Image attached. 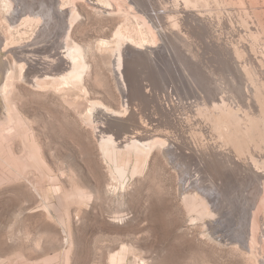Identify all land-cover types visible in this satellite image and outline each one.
I'll use <instances>...</instances> for the list:
<instances>
[{"label": "rangeland", "instance_id": "rangeland-1", "mask_svg": "<svg viewBox=\"0 0 264 264\" xmlns=\"http://www.w3.org/2000/svg\"><path fill=\"white\" fill-rule=\"evenodd\" d=\"M135 1L115 0L114 6L107 9L94 0H64L63 12L57 14L60 29L47 32L35 20L11 28L9 8L0 2V264H261L264 260V251H252L248 241L246 244L226 238L228 228L222 221L230 202L214 214V201L204 202L202 193L193 200L186 197L188 193L194 196L197 184L187 182L186 173L173 163L163 145L153 149L141 173L132 177L130 168L126 180L117 176L114 162L106 155L90 114L95 102L126 112L125 79L116 69L120 31L135 41L145 37L149 46L157 44L159 61L164 63L167 74L172 73L171 81L186 97L181 100L165 96V104L170 107L171 101L170 109L178 106L176 111L191 123L202 148L213 145L211 153L216 159L208 165L219 168V172L222 166L231 171L243 161L241 156L249 157L254 152L261 156L263 165L254 154L264 169V128L254 123L256 111L238 106L234 95L239 96L235 90L240 85H232L231 81L227 85L233 90L229 93L231 100L225 102L218 97L211 101L204 88L196 87L197 82L189 78L182 63L164 61L168 50L163 43L167 41L155 32L148 15ZM198 1L201 0L194 2ZM142 2L151 7L147 0ZM48 3L57 6L61 2L46 0L45 4ZM213 3V7L193 3L192 8L179 2H165L161 5L165 11L160 10L159 16L163 24L167 22L165 12L180 18L193 37L188 44L196 51L205 49L209 53L202 57L211 78L214 71L225 80L228 78L226 62L234 60V54L239 56V52L234 41L228 49L223 45H228L227 40L234 36L243 48L238 50L243 51L244 60L249 63L247 68L264 82V65L248 50L253 45L252 38L264 42V0ZM71 7L75 19L69 45L82 48L85 67L79 81L62 86V77L70 69L62 40L71 21ZM227 9L235 10L233 17L239 28L231 18H226L221 38L214 32L213 36V24L205 23L206 28L197 17L200 13L213 22L217 17L224 28L221 14L228 13ZM168 46L175 55L173 42ZM127 49L123 48V52L128 53ZM126 75L134 83L133 72L127 71ZM222 81L221 88L225 86ZM246 87L248 100L251 98L257 108L253 85ZM203 151L208 153V149ZM237 177L236 174L231 180L232 185H239ZM253 182L242 186L247 188L245 191L237 188L238 193L225 186L229 195L240 194L236 197L239 200L242 197L240 201L235 199L241 205L239 209L248 196H256L255 211L260 208L255 219L260 222L264 212V178L259 176ZM75 193L81 198L72 202ZM207 203L209 212L204 209ZM261 242L264 250V233ZM125 245L129 249L124 258H116Z\"/></svg>", "mask_w": 264, "mask_h": 264}, {"label": "bare ground", "instance_id": "bare-ground-1", "mask_svg": "<svg viewBox=\"0 0 264 264\" xmlns=\"http://www.w3.org/2000/svg\"><path fill=\"white\" fill-rule=\"evenodd\" d=\"M73 1L74 0H72V2ZM94 1L98 2L101 7L103 6L104 8L109 9V7L112 8L114 6L115 0ZM137 1H135L137 6H139V9L142 12L148 15L155 32H157V34L162 37L161 39L163 41H169L168 43L164 42V45L162 44L163 46H167V48H165L166 50H168V56L165 55L164 61L166 60L168 63L173 62V65H175L176 62L179 64L182 63L183 69H185L186 72H188L187 74L190 76L189 78H192L195 80V82H197L196 87L199 85L200 87L204 88L203 92L206 96H209L211 98V101L217 100L218 97H220V100H224L225 102L231 100L233 97L229 93H233V90L230 86L227 87V85H229L230 81L232 82V85H240V88L237 87L238 89L235 90L239 93V96L236 95L237 93H235L234 95L237 99V103L239 104L238 106L244 107L248 110L256 111L257 114L254 116V123L255 125H259L264 128V82L261 81L259 77H257V75L253 76L252 73H254V71L247 68V64L249 63L248 61L244 60V54L241 53L243 51L238 50L239 39H234V36H231V41L227 40L228 45H223L224 48L228 49L229 45L232 44L234 41L235 48L239 52V56H236L234 54V60L231 57L232 60L226 62V65L228 66L229 70V73H227L228 78H226L225 80L221 77V73H217L215 71L213 76L214 78H211L206 72V66L203 60L204 55L209 53L205 49L196 51L192 48V46H190V44H188L189 40L193 37L191 38L192 34H190L189 31H187V29L183 27L185 26V24H183V22L179 20L180 18L178 19V17H176L174 13L165 12L164 16L166 17L167 22H164V24L168 23L165 26L159 16L160 10L165 11L163 6H161L164 5L165 2H179V5H189L193 8L195 7L193 5L197 3L202 7L205 5L203 3L211 4V6L213 7L215 5L213 3V0H201L198 2H194L195 0H153L152 2L151 0H147L151 7L147 4H144L142 0L138 2ZM0 2H2L4 6H7L9 8L8 10L12 17V20H10L9 22L11 28H14L15 26L20 24L23 25V23L28 24L32 21L34 22L35 20L37 22L42 23V26L46 28L45 32L53 31L56 28L60 29V17L57 14H61L64 9L63 6L66 5L64 0H60L61 3H58L57 6L54 3L45 4L46 0H0ZM202 7H200V9ZM152 8L153 11L150 10ZM229 10L230 9H227L225 11L228 12L226 14L220 13L221 18L223 19V23L225 24L224 28H221V19L217 18L216 16L214 22L212 21L211 17H202V14L200 13H197V17H200L201 20L204 21H202L203 25L205 23L207 24L208 22L213 24L214 27L211 31L213 36H216V34L214 33H217L219 34L217 36L220 37L225 34L228 17L231 18L232 23L235 25V27L239 28L236 25L237 21L233 17V15H235L233 14L235 13V10L233 9L234 12L232 10H230V12ZM203 11L207 12V10H205L204 8ZM68 12L70 14L69 18H71V21L68 26V29H66L67 31L62 41L63 45L65 46L64 54L68 63H70V69L68 70V74L62 77V86L70 84V82L75 83L76 81H79L82 78V69L85 67V57L82 48L77 44L72 46L69 45L70 30L73 26V20L75 19V11L71 7ZM189 17L192 16L190 15ZM68 23L69 22H67V24ZM171 27L172 31L169 30V28ZM207 27L208 26H206V28ZM174 30H176V32L178 33H173ZM119 33L120 47L117 50V67H115L120 73V76L124 77L125 79L124 81L126 88L123 89V92L124 106L126 107V112L120 113L106 106L102 102H95L93 103V107L91 109L90 114L92 122L96 125L95 127L97 129V132L101 135V144L106 152V155H108V157L114 162L116 166L115 172L117 176L122 180H126L130 168H132V177H134L137 173H141L146 166L145 160L153 151V149L158 144L163 145L164 147H166V150L168 151L173 163L175 165H178L181 171L184 170L183 172L186 173L187 177L185 176V174L184 176L186 177L187 182H189L190 184L191 182L193 184H197L196 189H194L196 190L194 196L188 193L186 197L190 200H193V197H198V195L201 193L202 195L205 194L203 196L200 195L201 199L204 202L207 201V199L208 201H214V207L211 209V211L213 210V212L217 210L220 206H225L227 203L230 202V207L229 205L226 206L227 208L223 212L225 220H221L222 222L226 223V226L228 228V231L225 228V231L228 232V236L226 238H236L235 240L246 242V244L248 241L250 243L252 251L253 249H255L258 253L259 251L263 252L264 250H262L263 248L260 242L263 239L264 233V212L262 213V221L257 222L256 220L258 219H255V216L257 217L255 213L258 212L257 210L260 207L257 205V208H259L255 211V204H257V201L254 200H256V196L255 199L253 198L254 195L248 196V201H245V204L243 203L242 205V209L241 207L239 209V206L241 205L238 206V202L241 200L242 197L240 198V200L236 197H239L240 194L234 197L227 193L228 185L231 186V189L233 188L235 192H237L238 189H240L246 183H250L252 181L255 182L259 178V176L264 178V173L261 170V168L263 169V166H259L257 158L255 157L257 153H250L248 154L249 157H247V155H245L244 157L241 156L243 158V161L239 163L237 167H233L231 171L226 169L224 170V167L222 166L221 171L219 172V168L208 165L211 164V159H216L211 153L213 145L207 146L206 148H202L200 146L199 138L196 136V134H194V130L191 128V123L186 122L183 114L176 111L179 108L175 105V100L172 101L174 102L173 105H175L177 109H174L176 107H174L173 105V109H170L172 104L170 103L171 101L169 102L170 107H167V105L165 104L166 97L169 95L173 97H171V99H175V97H178L182 100L186 97H183V95L179 91V88H177L173 81H171L170 76L172 75V73L170 75L167 74V70L164 68V63L159 61L160 58L158 57L159 52L157 50L158 47H156L157 44L156 46H149L150 44H146L145 37L140 39V41H135L134 39L125 36L122 32L119 31ZM252 39L254 41L252 43L253 45L251 46L250 44V46H248V50H252L253 55L260 60V64L264 65V42L261 41L258 43L256 39ZM171 42H173L174 51L176 50V56L173 55L174 53H171L172 48L170 47V49L168 46V44ZM123 48H128V53L126 51L123 52ZM160 52L162 51L160 50ZM179 52H181V54H179ZM127 71L128 73L130 71L133 72L134 78H132L131 80H134L132 81L134 83L132 84L128 81L129 78L127 77L128 75H126ZM177 77L175 78L177 79ZM221 79L223 80L222 82L225 84V86H222V88L221 83H219L221 82ZM247 84L253 85L254 87L252 88L254 89L253 102H255L254 105H256L257 108L252 105L251 98L249 99L250 101L248 100L250 96L247 94ZM171 99L169 98V100ZM166 107L169 108V110H167ZM179 111L181 112L182 110ZM204 149H208V153H205L203 151ZM259 157L260 164L263 165L261 161V156ZM240 167L241 169H239ZM236 174L239 177L237 178L239 179L238 182L240 187H238L239 185L235 183H233L234 185H232V179ZM225 185H227V187ZM235 188L238 189L236 190ZM242 188L244 189L245 187ZM198 189L201 190L198 192ZM246 189H244V191ZM194 190L192 193H194ZM239 192L242 194L241 191ZM224 193L228 195L226 196ZM246 194L247 193L245 192V195ZM226 197H228L229 199ZM231 197L234 198L233 201H231ZM80 198V194L75 193L73 195L72 202H77ZM208 203L204 204V209L206 211L210 210V203ZM128 249L129 248H127L126 245L122 247L121 251H118L119 253L116 252V258L123 259L125 255L124 253H126ZM261 264H264V260L261 262Z\"/></svg>", "mask_w": 264, "mask_h": 264}]
</instances>
